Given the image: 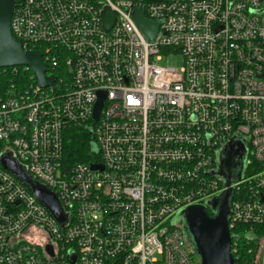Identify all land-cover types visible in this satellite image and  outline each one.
<instances>
[{"label": "built area", "instance_id": "built-area-1", "mask_svg": "<svg viewBox=\"0 0 264 264\" xmlns=\"http://www.w3.org/2000/svg\"><path fill=\"white\" fill-rule=\"evenodd\" d=\"M137 9L159 22L152 40ZM11 29L56 80L0 67V157L53 190L67 221L0 162V264H199L173 219L225 189L211 172L234 137L248 157L231 251L262 264L264 239L249 235L264 227V0H15ZM173 54L182 66L158 64ZM71 126L93 133L87 161L64 157Z\"/></svg>", "mask_w": 264, "mask_h": 264}, {"label": "water", "instance_id": "water-1", "mask_svg": "<svg viewBox=\"0 0 264 264\" xmlns=\"http://www.w3.org/2000/svg\"><path fill=\"white\" fill-rule=\"evenodd\" d=\"M15 0H0V67L28 65L31 67L37 83L48 86L56 80V76H46V65L41 51L24 49L22 41L11 29V19ZM134 19L146 36L152 40L158 31L159 22L144 17L142 9L134 11ZM105 27L109 28L115 20V13L106 8L103 12ZM104 94L96 105L94 117L98 118ZM248 148L243 138L234 137L218 151L217 168L212 175L223 180L225 188L206 204H192L182 209L173 219V224H182L183 232L199 259V264H235L232 254V243L235 238L231 234L228 221L230 218V202L234 194L232 185L240 181L246 172ZM1 164L19 178L35 195V197L55 216L61 225L67 221L58 195L37 182L29 175L26 167L13 155L2 154ZM102 168V166H94ZM237 171V177H234ZM73 263H76L74 258Z\"/></svg>", "mask_w": 264, "mask_h": 264}, {"label": "trees", "instance_id": "trees-1", "mask_svg": "<svg viewBox=\"0 0 264 264\" xmlns=\"http://www.w3.org/2000/svg\"><path fill=\"white\" fill-rule=\"evenodd\" d=\"M65 136L64 157L68 163L87 161L92 156L95 151L92 131L71 126L66 129ZM242 252L244 254L245 249ZM251 256L244 254V260Z\"/></svg>", "mask_w": 264, "mask_h": 264}, {"label": "rangeland", "instance_id": "rangeland-1", "mask_svg": "<svg viewBox=\"0 0 264 264\" xmlns=\"http://www.w3.org/2000/svg\"><path fill=\"white\" fill-rule=\"evenodd\" d=\"M158 64L159 65H165V66H167V65H169V66H174V67H180V66H182V64H183V58H182V56L181 55H175V54H173V55H165V56H163L159 61H158ZM69 71H70V68L67 66V67H64V68H62L61 70H60V73H61V76L63 77V78H65V79H69ZM237 171H234V177H237ZM178 214V213H177ZM176 214V215H177ZM175 215V216H176ZM259 233H256V235L255 234H251V235H249V238H252V239H259V238H263L264 239V227H263V229H261V230H259L258 231ZM256 246H257V244H256V242L255 241H253V247L256 249ZM262 254H264V248H263V250L262 251H260ZM195 259H196V261H197V263H199V259L197 258V256L195 255ZM260 261H262L261 263L262 264H264V261H263V259H259Z\"/></svg>", "mask_w": 264, "mask_h": 264}, {"label": "flooded vegetation", "instance_id": "flooded-vegetation-1", "mask_svg": "<svg viewBox=\"0 0 264 264\" xmlns=\"http://www.w3.org/2000/svg\"><path fill=\"white\" fill-rule=\"evenodd\" d=\"M218 164H216V166H217Z\"/></svg>", "mask_w": 264, "mask_h": 264}]
</instances>
